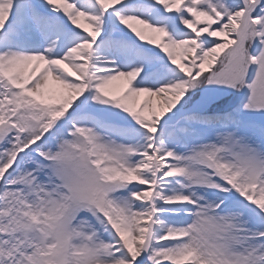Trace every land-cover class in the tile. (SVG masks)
<instances>
[{
  "label": "snow or ice",
  "instance_id": "1",
  "mask_svg": "<svg viewBox=\"0 0 264 264\" xmlns=\"http://www.w3.org/2000/svg\"><path fill=\"white\" fill-rule=\"evenodd\" d=\"M0 264H264V0H0Z\"/></svg>",
  "mask_w": 264,
  "mask_h": 264
}]
</instances>
